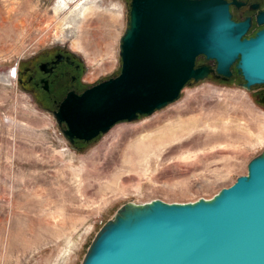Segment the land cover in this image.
<instances>
[{"label": "rangeland", "instance_id": "obj_1", "mask_svg": "<svg viewBox=\"0 0 264 264\" xmlns=\"http://www.w3.org/2000/svg\"><path fill=\"white\" fill-rule=\"evenodd\" d=\"M66 1L64 7L63 0H0V264H81L97 232L124 204L210 199L245 175L264 150V107L238 85L240 77L230 84L187 86L167 108L116 125L130 126L124 130L128 136L146 133L152 118H163L158 127L178 114L198 118L186 145L170 147L175 154L144 161L117 141L105 144L108 133L83 152L71 149L53 116L21 89L13 71L45 49L65 46L84 60L89 84L119 75L130 0H94L110 22L108 8L117 4L123 11L111 27L100 25L103 30L83 28L81 19L70 27L58 25L55 9L62 8L63 18L79 0ZM86 29L98 32L88 54L92 60L79 45ZM183 149L191 152L181 156ZM54 216L70 220L65 228L74 236L70 243L57 237Z\"/></svg>", "mask_w": 264, "mask_h": 264}, {"label": "water", "instance_id": "obj_2", "mask_svg": "<svg viewBox=\"0 0 264 264\" xmlns=\"http://www.w3.org/2000/svg\"><path fill=\"white\" fill-rule=\"evenodd\" d=\"M237 0H130L119 41L120 74L82 95L70 93L53 119L64 139L91 142L118 123L152 116L211 73L229 80L232 67L251 91L264 85V10L236 22ZM205 57L216 69L197 65ZM18 76V67L13 71ZM81 264H264V150L247 173L210 199H155L121 206L92 240Z\"/></svg>", "mask_w": 264, "mask_h": 264}, {"label": "flooded vegetation", "instance_id": "obj_3", "mask_svg": "<svg viewBox=\"0 0 264 264\" xmlns=\"http://www.w3.org/2000/svg\"><path fill=\"white\" fill-rule=\"evenodd\" d=\"M228 1L231 2L232 0ZM237 1L241 4L239 7L230 6L233 19L236 22H241L251 18V26L247 34V37H251L261 28L256 22V17L260 11L264 10V0ZM197 65H206L212 70L216 69V62L207 60L205 57H200L197 60ZM232 70L233 76L229 80L217 77L214 72L205 81L230 84L237 81L239 77L242 78L237 75L234 67H232ZM86 71L84 60L80 55L65 46L54 47L33 55L26 59L22 65H19L17 82L21 89L31 96L39 108L52 115L53 112L59 111L62 102L70 93L80 96L95 85L89 84L85 80ZM242 83L244 81L238 83V85L240 86ZM192 85H195L193 81L189 86ZM250 92L253 94L255 101L264 107V85L254 86ZM54 121L61 136L64 137L63 131L68 130L67 124L65 122L59 124L56 120ZM103 136L101 135L91 142L74 139L72 144H68L71 149L83 152Z\"/></svg>", "mask_w": 264, "mask_h": 264}, {"label": "bare ground", "instance_id": "obj_4", "mask_svg": "<svg viewBox=\"0 0 264 264\" xmlns=\"http://www.w3.org/2000/svg\"><path fill=\"white\" fill-rule=\"evenodd\" d=\"M68 3L69 2L66 0H63V2H62L64 7L68 6ZM101 9L102 8L98 5L97 1L79 0L74 5L73 10H71L69 15L61 18L60 13H61L62 8L59 7V8L55 9V16L54 17H55L58 25H63V23H64L65 25H68V27H70V25L73 26L74 23L77 22L78 19H81L80 21L82 23L83 28L84 27H95V28L97 27V29L98 28L100 29V27H101L100 25H102V26L105 25L106 27H111L113 23L118 22L120 16H122V14H123L121 7L117 4H113L112 8L107 9V11H110V16H111L110 18L112 19L110 22L106 18L103 17L105 12L100 11ZM95 30L94 31L92 30V32L87 30L86 34L82 38L81 44H79L80 46H82L81 47L82 50L87 55L90 54V51L95 50V48H94L95 42L93 39L98 34L97 30L96 31ZM77 43L78 42H75L74 45L77 46ZM96 47L101 48V43L96 44ZM96 56H99V54ZM88 57L91 59V55H88ZM110 65H112V64L110 63ZM179 109H181V108H178L177 110H179ZM173 118H177V119H173L172 121H170L169 124H167L163 127L156 126L157 122L160 121L161 119L163 120V118H152V121L150 122L146 133L138 132L137 134L134 133V134L128 135V136H127V134L125 135L124 130H126L130 126H128V125L115 126L105 137L104 143L107 144L108 142L117 141L119 146H122L124 148H128V151H127L128 155L132 154V156H134L135 158H139V159L144 160V161H147L148 159L150 161L151 156H155L157 158H160L162 154L166 155L168 152H171V154H175L174 151H173L174 153H172V148H170V147L172 145H175V144H181L180 147L185 146L186 145V144L184 145L185 139L194 130H196L198 128L199 120H197L198 118L195 119V117H189L190 119L184 120V119H182L184 117H182L180 114L176 115V117H173ZM261 132L263 133V131H261ZM259 135H261V134H259ZM263 137H264V135H263ZM124 150L125 149H123V152H125ZM190 152H191L190 150L184 151V149H183V152L181 151L180 153H181V156H185V155L189 154ZM169 155H170V153H169ZM187 157H189V156H187ZM161 159L162 160H169V158L168 159L161 158ZM123 162L126 164L131 163V161L128 160L126 157L123 160ZM132 162H134V161H132ZM69 222H70V220L68 218L67 219H61L60 216H54L53 222L51 223V225L55 229V232L57 233V237L58 238H62V237L65 238L67 243H70L72 241V236H73L72 232L70 233L65 229Z\"/></svg>", "mask_w": 264, "mask_h": 264}]
</instances>
